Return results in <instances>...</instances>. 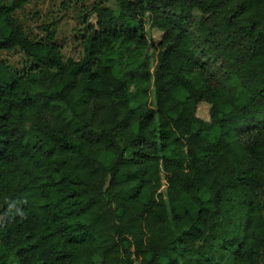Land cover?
Masks as SVG:
<instances>
[{"label":"trees","instance_id":"16d2710c","mask_svg":"<svg viewBox=\"0 0 264 264\" xmlns=\"http://www.w3.org/2000/svg\"><path fill=\"white\" fill-rule=\"evenodd\" d=\"M30 1L0 0V264H264V0L97 1L68 58Z\"/></svg>","mask_w":264,"mask_h":264},{"label":"rangeland","instance_id":"374dc122","mask_svg":"<svg viewBox=\"0 0 264 264\" xmlns=\"http://www.w3.org/2000/svg\"><path fill=\"white\" fill-rule=\"evenodd\" d=\"M103 1V4L114 13L117 6L113 0H85L83 4L69 3V0H32L24 6L23 11H17L14 17L19 21L23 30L31 36H42L41 25L50 24L55 31V39L65 58L77 57L80 54L79 30L81 28L80 11L89 9L94 2ZM148 37L157 41L160 33L146 27ZM2 59L14 68L22 69L25 64L24 56L18 51L2 52ZM153 69V57L150 60ZM197 116L207 120L208 106L200 105Z\"/></svg>","mask_w":264,"mask_h":264}]
</instances>
